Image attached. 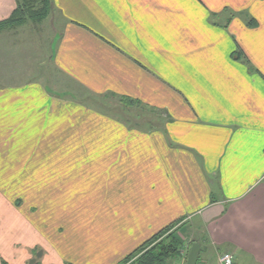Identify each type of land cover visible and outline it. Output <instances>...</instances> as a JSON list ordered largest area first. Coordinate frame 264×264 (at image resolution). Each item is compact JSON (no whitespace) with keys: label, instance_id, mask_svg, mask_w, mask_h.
Masks as SVG:
<instances>
[{"label":"crops","instance_id":"0c3cea01","mask_svg":"<svg viewBox=\"0 0 264 264\" xmlns=\"http://www.w3.org/2000/svg\"><path fill=\"white\" fill-rule=\"evenodd\" d=\"M52 1L49 69L153 122L9 74L26 33L0 34V207L24 202L0 208V264L36 262H10L12 244L39 264H120L175 222L169 264L195 244L197 264H264V0ZM16 6L0 0V21Z\"/></svg>","mask_w":264,"mask_h":264},{"label":"rangeland","instance_id":"374dc122","mask_svg":"<svg viewBox=\"0 0 264 264\" xmlns=\"http://www.w3.org/2000/svg\"><path fill=\"white\" fill-rule=\"evenodd\" d=\"M49 17L40 23L27 22L25 25L21 26L24 30L23 35L25 33L26 34L20 44H12V47H15L17 50L14 52L16 57H13V65L9 68V74H12L13 76L17 75V77H19L18 79L22 77L24 78L23 81L27 79L41 82L48 87L50 92L56 94L57 96L79 100L80 103L84 104V106L103 116L116 120H131V123L140 126V129L150 128L149 125H152L153 121L148 109H145L144 107L142 109L136 106L126 107L121 104L119 96L112 97V94L96 95L86 92L83 87L77 85V83L70 78H66L60 74L58 75V73L52 72L49 69L47 56L51 53V45L54 42V39H52L54 32L52 30L51 19H49ZM46 20H48L49 24H44ZM7 31L11 30H6L4 32ZM0 43L4 47L7 44V40L3 38ZM2 76L7 77L8 74L4 73ZM3 80L7 81L6 78ZM19 176L22 177L20 173ZM20 186V188L24 191V186ZM9 187L10 186H7L6 188L9 189ZM40 187L41 186H39V188ZM4 193L6 192L4 191ZM8 196L14 197L12 194H9ZM4 203L6 204L4 206L2 203L4 209L0 207L2 210H9L8 207L13 209L15 208L14 206H16L18 210V208H21L24 204V202L20 200L13 202L4 201ZM22 210L25 212V208H22ZM16 214H18V212H16ZM23 234L25 235V233ZM16 245L17 244H12L11 248H9L10 253L6 256L10 262H12L10 259H15L17 255L23 252L24 254H33V260L35 259L34 261H36L33 262V264H39L40 261L38 260L40 259V249L30 252V250H26L21 246Z\"/></svg>","mask_w":264,"mask_h":264},{"label":"trees","instance_id":"16d2710c","mask_svg":"<svg viewBox=\"0 0 264 264\" xmlns=\"http://www.w3.org/2000/svg\"><path fill=\"white\" fill-rule=\"evenodd\" d=\"M17 6L12 14L0 21V33L20 28L27 22L40 23L48 18L53 10L52 0H16ZM235 58L240 59L237 55ZM115 97L116 95H111ZM126 107L143 105L128 97H119ZM180 222H175L145 242L120 264H169L181 256L184 248V233Z\"/></svg>","mask_w":264,"mask_h":264},{"label":"water","instance_id":"95a60500","mask_svg":"<svg viewBox=\"0 0 264 264\" xmlns=\"http://www.w3.org/2000/svg\"><path fill=\"white\" fill-rule=\"evenodd\" d=\"M198 245H193L191 253L188 258V264H197Z\"/></svg>","mask_w":264,"mask_h":264},{"label":"built area","instance_id":"2783aa9c","mask_svg":"<svg viewBox=\"0 0 264 264\" xmlns=\"http://www.w3.org/2000/svg\"><path fill=\"white\" fill-rule=\"evenodd\" d=\"M220 264H234V257L232 254L224 253L219 257Z\"/></svg>","mask_w":264,"mask_h":264}]
</instances>
